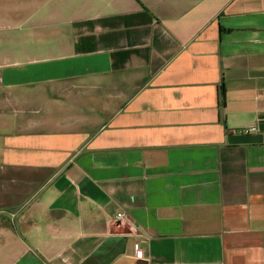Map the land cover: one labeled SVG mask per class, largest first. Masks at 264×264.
Instances as JSON below:
<instances>
[{
  "label": "crops",
  "instance_id": "0c3cea01",
  "mask_svg": "<svg viewBox=\"0 0 264 264\" xmlns=\"http://www.w3.org/2000/svg\"><path fill=\"white\" fill-rule=\"evenodd\" d=\"M1 3L0 264H264V0Z\"/></svg>",
  "mask_w": 264,
  "mask_h": 264
},
{
  "label": "rangeland",
  "instance_id": "374dc122",
  "mask_svg": "<svg viewBox=\"0 0 264 264\" xmlns=\"http://www.w3.org/2000/svg\"><path fill=\"white\" fill-rule=\"evenodd\" d=\"M1 1L2 0H0V7H3V4L1 3ZM5 2H6V0H5ZM43 2L45 3L44 5L41 3L40 0H38V1L37 0H10V6L18 9V8H22L26 4H27L26 7H28V8H35V7L41 8L40 5H42L44 9L45 8L49 9V7L51 6V0H43ZM21 16H24V15H21ZM27 16L29 17V15H27ZM27 16H25V17L27 18ZM25 17L21 18L22 22L25 20ZM32 18H34V16H32ZM44 20H45V16H44ZM11 22H12V25H11L12 28H16L21 23V21H19L17 19H13ZM23 26H24V24H23ZM19 27H21V26L19 25L17 28H19ZM12 28H11V32H12V35H13V33L16 32V31L12 30ZM3 32L5 34L9 33V31L7 29H5V31L1 30L0 34H2ZM16 33H18V32H16ZM0 51H2V47H0ZM1 95H2V91L0 90V98H1Z\"/></svg>",
  "mask_w": 264,
  "mask_h": 264
},
{
  "label": "built area",
  "instance_id": "2783aa9c",
  "mask_svg": "<svg viewBox=\"0 0 264 264\" xmlns=\"http://www.w3.org/2000/svg\"><path fill=\"white\" fill-rule=\"evenodd\" d=\"M0 213H7L9 214L12 218L16 215L15 212H11V211H7V210H3V209H0ZM117 218L119 219H127L125 213L123 212H119L117 213ZM137 254L139 257L141 258H145L147 256V252H146V249H138L137 250Z\"/></svg>",
  "mask_w": 264,
  "mask_h": 264
}]
</instances>
